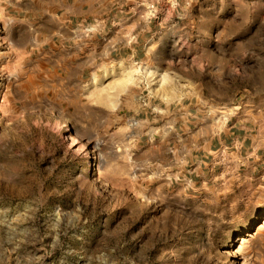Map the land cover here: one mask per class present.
<instances>
[{
	"label": "rangeland",
	"instance_id": "rangeland-1",
	"mask_svg": "<svg viewBox=\"0 0 264 264\" xmlns=\"http://www.w3.org/2000/svg\"><path fill=\"white\" fill-rule=\"evenodd\" d=\"M158 4L147 56L83 92L46 0H0V264H264V171L208 153L231 123L264 134V0Z\"/></svg>",
	"mask_w": 264,
	"mask_h": 264
},
{
	"label": "crops",
	"instance_id": "crops-1",
	"mask_svg": "<svg viewBox=\"0 0 264 264\" xmlns=\"http://www.w3.org/2000/svg\"><path fill=\"white\" fill-rule=\"evenodd\" d=\"M166 1L171 3L177 0ZM158 2L159 0H46V27L58 30L51 35V48L58 52L53 56L57 55L56 63H65L69 71L66 77L69 80L71 76L76 77L78 90H88L91 75L114 63L116 58L120 59L122 56L124 60L134 55L147 56L149 40L146 37L152 27H157L154 18L162 8ZM78 25H93L97 30L91 35L85 34L75 30ZM124 50L129 51V54L124 56ZM63 51L66 56H63ZM50 61L53 68L54 63ZM68 66L72 68L69 69ZM77 70L80 74L76 73ZM190 106L191 103L180 106L176 111L174 127L178 131L195 132L197 125L201 123L199 120L185 121V116H190L193 120L197 115L193 114L194 109ZM202 134L201 129L192 134V137L197 140ZM210 148V166L221 168V175L227 176L229 180H251L253 173L264 171V134L260 138L252 123L239 127L234 123L229 124L213 139ZM201 157L209 159L207 154ZM199 162L203 167L206 161L202 159Z\"/></svg>",
	"mask_w": 264,
	"mask_h": 264
},
{
	"label": "built area",
	"instance_id": "built-area-1",
	"mask_svg": "<svg viewBox=\"0 0 264 264\" xmlns=\"http://www.w3.org/2000/svg\"><path fill=\"white\" fill-rule=\"evenodd\" d=\"M80 27L81 28H79V29L85 34H93L96 32L95 26H93V25H83ZM79 29L77 28V30H79Z\"/></svg>",
	"mask_w": 264,
	"mask_h": 264
}]
</instances>
